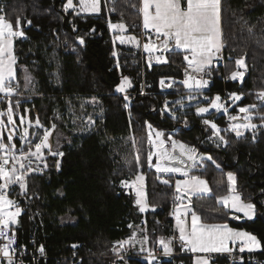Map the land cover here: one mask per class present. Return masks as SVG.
<instances>
[{
  "label": "trees",
  "instance_id": "obj_1",
  "mask_svg": "<svg viewBox=\"0 0 264 264\" xmlns=\"http://www.w3.org/2000/svg\"><path fill=\"white\" fill-rule=\"evenodd\" d=\"M67 2L0 0V14L24 33L14 42L17 76L10 82L18 87L10 98L18 133L22 134L20 116L40 123L30 128L33 141L23 149L29 151L51 129L52 150L63 153L47 156L48 169L29 168L26 188L15 185L9 190V197L22 208L10 230L20 244L35 254L43 248L48 256L31 259L30 264L193 263L191 254L158 255L153 263L142 258L149 252L165 253L159 241L171 242L177 196L171 175L150 166L148 156L154 149L149 124L211 153L212 160L192 172L207 179L212 194L194 196L193 211L204 221H228L254 233L261 243L256 254L264 258V103L259 98L264 91V0H221L224 60L207 72L206 94L218 93L225 100L230 91L242 97V105H255L253 120L258 125L240 129V135L231 130L228 115H200L172 101L185 89L186 51H168L167 62L144 70L140 48L113 42L110 23L124 22L139 34L142 0H102L99 14L68 9ZM181 2L186 6V0ZM241 59L247 66L242 80L226 79L238 70ZM126 77L131 81L128 93L138 95L128 97L117 90ZM166 78L181 82L165 89L161 81ZM166 102L171 112L164 110ZM8 107V98L0 102V112ZM182 109L187 110L184 123L178 117ZM205 119L220 127L226 144L203 123ZM55 137L61 141L58 147ZM2 141L9 143L6 133ZM13 141L21 147L19 135ZM229 173L236 177L238 192L255 202L254 219L233 217L219 203L230 192ZM139 174L145 175L147 202L153 208L147 212L138 208L133 190L124 186ZM167 177L171 182L165 183ZM138 227L148 234V251L131 245L119 249ZM74 251L80 258L70 257ZM213 262L230 264V259L224 253Z\"/></svg>",
  "mask_w": 264,
  "mask_h": 264
},
{
  "label": "snow or ice",
  "instance_id": "obj_2",
  "mask_svg": "<svg viewBox=\"0 0 264 264\" xmlns=\"http://www.w3.org/2000/svg\"><path fill=\"white\" fill-rule=\"evenodd\" d=\"M99 0H91V3H87L86 0H80L81 10L83 11H99L98 7ZM220 0H186V6H182L181 0H143V25L147 30L151 28L156 36L159 38L164 37L163 47L167 50L169 41H174L177 47L189 50L192 54L191 60H189V66L194 67V70L200 71L207 65H209L213 57L220 52L222 44L220 41V28H219V12H220ZM67 7H73L72 0H68ZM19 23V21L17 22ZM112 27L123 28V25H112ZM22 31L13 30V26L10 22L6 21L3 16H0V91L7 94H11L15 90L6 86L10 84L12 77L14 76L13 65L16 62V58L13 53V37L23 36ZM130 41L135 40V37H129ZM83 38H80V43L83 44ZM123 42V38H121ZM156 47L154 44H145L144 48L148 51ZM159 59V57H157ZM185 59H188L185 57ZM244 64L243 59L237 61L238 66ZM243 73L236 71L231 74L233 80L240 78L242 79ZM27 79V77H26ZM128 84L127 79L124 83L119 86V91H125V85ZM190 91H199L208 85V81L204 79H195L189 76L187 80L184 81ZM161 85L164 86V81H161ZM260 97L264 99V93L260 94ZM195 97L189 96L188 99H194ZM208 102V107H197V114H206L211 110L227 112L228 108L225 103L221 102V97L216 95L215 98H205ZM230 99L240 100L241 96L236 93L230 94ZM182 103V101L180 102ZM255 105H249L247 107H242L239 109L241 113H246L243 117L245 121L251 120L250 109L254 108ZM166 111L171 112L168 109L167 102L165 103ZM173 117L175 113H172ZM230 120L238 119L236 116H230ZM8 120L12 121V110L8 109ZM39 125V120L36 121ZM205 125H210L214 130V135L221 142L224 138L220 136L221 129L210 120H203ZM3 125H0L2 127ZM149 140L155 135L157 140L154 142L157 144L159 151L156 153L160 161H168L171 159H176L180 165L184 164L183 157L187 160L193 161L195 163L196 150L186 144L179 141H172V149L179 148V153L174 157L172 153H169L165 148V140L163 139L164 133L161 131H156L152 129L149 124ZM256 128L255 124L244 123V124H233L231 125V130L236 132L237 135L241 134L240 129ZM49 135L50 133L45 130L42 139L34 145L35 151L29 148L27 153H21L20 156L12 155L15 145H7L0 142V150H3L4 155L0 156V179L4 182L0 184V190L6 189L10 184L17 183L21 188H26L25 176L21 170L25 169V164L23 160L30 157L42 158V149L49 147ZM11 139V135H9ZM0 141H2V133H0ZM54 155H63V153H54ZM152 153L149 154L148 160L151 164ZM203 159V158H201ZM211 159V157H208ZM14 161L11 168L8 167L9 162ZM19 165V168L16 167ZM158 172H182L185 177H188V172L182 167H165L161 163L154 165ZM219 167V165H217ZM229 180L232 181L233 190L235 185V177L232 173H229ZM143 176H138L137 180L142 181ZM167 183V181H165ZM183 185V189L182 186ZM176 189L178 192L193 193L201 191H209L207 188L206 181L201 180L199 177H188L185 180H178L176 182ZM142 195V194H141ZM222 203L230 204L233 209H236L245 215H250L254 211V205L251 203L245 204L242 202L238 195L223 196L220 198ZM142 200L138 199L137 204H141ZM14 202L8 199L2 191H0V237L6 235L4 229H6L9 224L16 222V217L20 213L18 207L15 211H12V206ZM144 207H141V211H144ZM199 217L193 212L191 220L190 231H186L184 222L177 215L178 226L180 230V239L182 241H187L188 246L193 252H205V251H231L228 248V243L239 241L245 244L247 247H258L259 241L257 238L247 232L236 231L228 227L226 224H202L198 223ZM14 243V240H9V245L0 248V252L3 253L5 257L9 258V264H11V252L10 245ZM128 243V242H125ZM163 247L165 253L171 251L169 242H165L163 238L159 241ZM43 251V248H41ZM240 251H244L242 247ZM147 259L149 261L155 260L154 254L149 252ZM197 264H207L206 261L197 260Z\"/></svg>",
  "mask_w": 264,
  "mask_h": 264
},
{
  "label": "rangeland",
  "instance_id": "obj_3",
  "mask_svg": "<svg viewBox=\"0 0 264 264\" xmlns=\"http://www.w3.org/2000/svg\"><path fill=\"white\" fill-rule=\"evenodd\" d=\"M72 2H73V7H71V8L67 7L68 9H75V10H78L79 12H85V13H90V14H99L100 11H101V4H102L101 2H102V0H99V3H98L99 11H97V12L81 10L80 0H72ZM86 2L87 3H91V0H86ZM181 4H182V2H181ZM142 9H143V0H142V3H141V12H142V21H143V11H142ZM0 16H3V15L0 14ZM219 16H220V12H219ZM8 22H10V21H8ZM112 25H123L124 27L123 28H120V27H115L114 28V27H112ZM220 27H221V17H220V20H219V28ZM13 30L22 31L21 29H15L14 27H13ZM110 30L113 32V42L114 43H118V44H132V45L140 48L141 39L139 37V34H136L124 22L119 21V22H115V24L114 23H110ZM18 37H20V36H18ZM129 37H135V40H131L130 41L128 39ZM16 38L17 37H13V53H14L15 58H16V54H15V50H14V42H15ZM121 38H123V42H121ZM163 40H164V37L161 36V37H159L157 39L147 40V41H145L143 43V48H144L145 44H154V45H156V47H154L152 49V51H148V50H146L144 48V51L147 53L148 56L152 55L155 58V60L151 64L159 63L160 61H162L164 59V57L166 56V53L168 51H173V50L186 51V57L188 58L186 60L188 62V70H189L188 73H187L188 76L186 78L188 79L189 76H191V77H194L197 80L204 79V80H207L209 82V79L207 77V72H208V70H209V68L211 66L217 64V62L219 61L218 57H217V59L212 60L211 63L209 65H207L206 67H204L202 70L197 71V70H194V67H190L189 66V60H191V58H192V54H191V52L189 50H185L183 48L177 47L175 45V42L171 41V40L168 43L167 50H165L164 47H163ZM221 40H222V38L220 36V41ZM221 53H222V48H221L220 52L218 53V55L220 57H221ZM216 56H217V54L214 57H216ZM157 57H159V59H157ZM16 61H17V58H16ZM13 69H14V76L12 77L11 81L15 80L16 76H17L16 62L13 65ZM246 70H247V66H246V63L244 61V64L242 66H238V70L237 71L242 72L243 73V77H244ZM186 78L182 79L183 84H184V81H185ZM125 79H127L128 84L125 85V91L123 93L128 96V94H129L128 91H129L130 86H131V81H130L129 78L126 77V78L123 79L122 83H124ZM237 79L242 80L240 78H237ZM6 86L12 87L15 91L12 92L11 94H7L5 92L0 91V94H2L3 96H6L8 98V105H9V107L7 109H3L0 112V125H3L2 127H0V133H2V140H3L4 136H5V133L8 135V138H9V135H11V139H9V143H5L3 141H0V142H2L3 144H7L9 146L14 144L15 145V149L13 150L12 155L20 156L21 153H27L28 152V151H25L23 149L24 145H26V144L29 145L33 141V137H30V128L31 127H38V126H40V123H39V125H37L36 122L32 123L29 118L20 116L21 117V133L22 134L18 133L19 125H18V123H16V118H15V114H14L15 111H14L13 107L10 104L11 103L10 98L17 93V88L18 87L16 85L15 86L12 85V83H10V84H8ZM119 86L117 88L118 91H119ZM184 86H185V84H184ZM207 87H208V85L205 88H203V89H201L199 91H190L189 88L186 85L184 91L179 93L177 96L173 97L172 101L174 103H176L177 107H179V108L193 107L194 110L196 111L197 107H208V102H207V100L205 98H215L216 95H219L221 97V102L225 103V106L228 108V111L227 112H223L222 110L221 111H215V110H211L210 109L209 113L217 112L219 114L228 115L229 117L230 116H236L238 119H237L236 122L233 120V124H244V123H249L250 122L252 124H255L256 126L258 125V123L255 120H253V117H254V115L256 113L253 112L252 109H254L255 107L250 109L251 120L250 121H245L243 119V117L246 115V113H241L239 111V109L242 108V107H247V106L242 105V103H241L242 97H241L240 100H234L232 102H227V100L226 99L224 100L222 95H220L218 93L215 94L212 97L210 95L206 94L204 91L207 90ZM166 89H169V88H166ZM174 89L175 88H173V90ZM261 93H264V91H261L259 93V98L264 103V99H262L260 97ZM189 96H193L195 98L189 100L188 99ZM181 101H182V103H180ZM9 108H11V110H12V121H14V123L8 120V109ZM196 113H197V111H196ZM209 113L200 114V115H207ZM46 130L50 133L49 141H48L49 147L42 149V153H41L42 158L30 157L28 159L23 160V163L25 164L26 167H25L24 170H21V171L23 172L24 176L27 175L29 168L30 169L39 170V171L44 170V169H48L49 165H48V162H47L46 158H47V156H49V154L56 153L54 150H52V146H51V142H50V137H51L52 130L51 129H46ZM156 131H158V130H156ZM18 135H19L21 143H22L21 147H18L16 145V143H14V141H13L14 137H16ZM163 139L165 140L164 148L169 153H172V155L174 157L176 156L177 153H179V148H177V149H175V151H173L172 146H171L172 145V141L175 140V141H179V142H181L183 144H186L183 141L176 139L172 135H168V136L164 135ZM151 140L153 141L152 145H153V149H154V153L152 155V160H151V164H150L151 167L156 169L154 167V165L157 164V163H161L162 166H165V167H182L184 170H186L188 172V177L195 176V177H199L203 181H206L207 188L209 189V191H201V192H193V193H185L183 191L178 192L177 189H176V182L178 180H185L188 177H185L182 172H180V173L163 172V173H168V174L171 175V178L174 181L176 194L178 196H180L182 201H183L181 204L176 205V207L174 209V217H175V220H176V226L178 228V231L180 233L179 226H178V221H177V215H179L180 219L184 222V226H185L186 231H190L192 213L194 212L193 211V207H192V198L194 196H196V195H211L212 194V189H211V186L208 183L207 179L200 177L199 175L193 173L192 171H193V169L198 168L200 164L204 163L205 160H212V155H211L210 152L202 151V150L198 149L197 147H195L193 145L186 144V145H188V146H190V147H192V148H194L196 150V152H195V156H196L195 163H193V161L187 160L186 157H183V159H184V164L183 165H180L176 159H171V160H168V161H160L159 158H156V155H155L156 154V150L158 149V146L154 142L157 140V137L153 135L151 137ZM60 143H61V141L59 140V138L57 139L55 137V142H54L55 147H58L60 145ZM31 149L33 151H35L34 146L31 147ZM0 151H1V154H2L1 156H3L4 155L3 150H0ZM208 157H211V159H208ZM201 158H203V159H201ZM13 163H15V162L10 160L8 167L11 168ZM16 167L19 168V165H16ZM138 176H143L144 179L142 181L137 180ZM138 176H136L133 180L124 181V186L127 189L133 190V192L135 194V197H136V204H137V200L138 199L142 200V203L141 204H137V206H138V208L140 210H141V207H144L145 210L142 211V212H147V211H149V210H151L153 208L147 202L146 178H145L144 174H139ZM234 177H235V175H234ZM228 178H229V175H228ZM3 182L4 181L2 179H0V184H3ZM15 185H19V184H17V183L10 184L9 187L6 188V189L10 190L11 187L15 186ZM229 185H230V192L227 195H224V196L238 195L241 198L243 203H245V204H248V203L253 204L255 206L254 207V211L250 215H245L244 213H242V212H240V211H238L236 209H233L230 206V204L222 203L220 198L223 197V196H221L219 198V203L224 205L225 208L228 209L232 213L233 217L243 218V219H254L256 217V210H257L255 202L253 200L244 198L243 194L238 192L236 177H235L234 190H233L232 181H230V180H229ZM181 187L183 189V185ZM8 199H10V200H12L14 202V200L11 197H9ZM12 208H13V210L12 209L11 210L15 211V208H16L15 203L12 206ZM194 213L200 218L198 223H202V224H226V225H228L229 228H231L233 230L247 232V233L255 236L257 238V240L259 241V246L258 247L249 248V247H247L245 245L246 246V250L257 251L258 249L261 248L260 240L258 239V237L254 233H252V232H250V231H248L246 229L234 227L228 221L207 222V221H204L202 219V217L198 213H196V212H194ZM18 216L16 217V222H17ZM16 222L11 223L10 225L14 226V225H16ZM145 232H146V230L141 228V227L136 228L134 233H133V235L127 241H125V242H128V243L124 242L123 244H120L118 248L119 249H120V247L122 249L123 248H128V246L131 245L132 247L136 248L139 252L148 251V249H149V246H148L149 245L148 234H146ZM185 243H186V248L188 249V253L193 256V263L192 264H197V260L206 261L207 264H219V263H214L213 259L219 254H224V253L228 252V251H205V252L197 251V252H193L190 249V247L188 246L187 241H185ZM237 243H240V242L239 241H237V242H231L230 241L228 243V248H230V249L233 248ZM169 247H170V249L172 251V248H173L172 247V239H171ZM152 254H155V253H152ZM143 256L144 257H142V258L147 259L148 254L147 255L143 254ZM155 257L157 258V256H155ZM155 260H152V261H149V262L153 263Z\"/></svg>",
  "mask_w": 264,
  "mask_h": 264
},
{
  "label": "built area",
  "instance_id": "obj_4",
  "mask_svg": "<svg viewBox=\"0 0 264 264\" xmlns=\"http://www.w3.org/2000/svg\"><path fill=\"white\" fill-rule=\"evenodd\" d=\"M110 34H113V32L110 30ZM139 37L141 39V43H140V49H141V57H142V61H143V69L145 70L146 66L150 65L153 61L154 58L152 56H148L147 53L144 51L143 48V43L147 40H153V39H157L158 37L156 36V33L151 29H145L144 25L141 24V29L139 32ZM113 40V37H112ZM221 58L222 60H224V53L222 51L221 53ZM188 76V74H186L184 76V78H186ZM226 79H232L231 78V74L226 76ZM164 81V87L165 89L172 86L175 83L181 82V80L178 79H173V78H166L163 80ZM145 87L146 84H143V89L144 91L142 93H146L145 91ZM233 92L227 91L225 94V98L228 102H232L234 100L230 99V94H232ZM139 93H129L128 97L134 96V95H138ZM6 96H3L2 94H0V102L6 100ZM187 113V110L182 109L179 114L178 117L180 119L181 123L185 122V115ZM220 128V127H219ZM159 151V149L156 150V153ZM156 155V154H155ZM157 158L158 155H156ZM165 180L167 182H171L170 178H165ZM2 191V193L9 198V190L8 189H2L0 190ZM183 201L181 199L180 196H176L174 199V203L175 205L181 204ZM16 207H18L20 209V213L22 211V208L19 206V201H14ZM13 210V208H12ZM19 213V215H20ZM161 224H164V221H160ZM173 234H172V251L168 252V253H164L161 251L155 252V256H160V255H179V254H189L188 253V249L186 248V243L185 241H182L180 239V234L178 232L177 226H176V220L173 214ZM11 225L9 224V226L4 229V231L6 232V235L3 237H0V248L9 245V240H14V243L10 245V252H11V264H30L31 263V259H36V258H40V257H48L46 255L43 254V252L39 251L36 254L29 250L28 247L24 244H20L18 241V236L15 232H12L10 230ZM244 248V251H240L241 248ZM41 250V249H39ZM257 251H249L246 250V246L245 244L242 243H237L233 248H231V251L226 252L225 254L228 255L229 259H230V264H235L237 262H243L245 260H247L248 262H252V263H260V264H264V258H260L257 256L256 254ZM72 258H80L78 251H74L72 253V255L70 256ZM7 262L9 263V258L5 257L3 255L2 252H0V264Z\"/></svg>",
  "mask_w": 264,
  "mask_h": 264
},
{
  "label": "crops",
  "instance_id": "obj_5",
  "mask_svg": "<svg viewBox=\"0 0 264 264\" xmlns=\"http://www.w3.org/2000/svg\"><path fill=\"white\" fill-rule=\"evenodd\" d=\"M219 8H220V17H221V0H220V5H219ZM115 24V23H114ZM141 24H143V21H142V23ZM220 32H221V38H222V25H221V27H220ZM221 44H222V51H223V38H222V40H221ZM150 56H152V55H150ZM153 58H154V56H152ZM217 57H218V59H219V61L217 62V64L216 65H219V64H221V63H223V60H222V58L218 55V53H217V56L216 57H214L212 60H214V59H217ZM220 57V58H219ZM154 60H155V58H154ZM165 62H167V56H165L164 57V59L162 60V61H160L159 63H165ZM185 80H187V78L185 79ZM185 87H186V85H185ZM235 122L237 121V119L236 120H234ZM178 229V228H177ZM179 232V231H178ZM180 234V233H179ZM261 250V248L260 249H258L257 251H260Z\"/></svg>",
  "mask_w": 264,
  "mask_h": 264
},
{
  "label": "water",
  "instance_id": "obj_6",
  "mask_svg": "<svg viewBox=\"0 0 264 264\" xmlns=\"http://www.w3.org/2000/svg\"><path fill=\"white\" fill-rule=\"evenodd\" d=\"M220 143H222L221 141H219Z\"/></svg>",
  "mask_w": 264,
  "mask_h": 264
}]
</instances>
